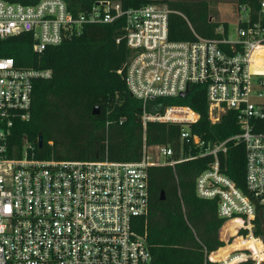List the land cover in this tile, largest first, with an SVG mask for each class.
<instances>
[{"label":"built area","instance_id":"2783aa9c","mask_svg":"<svg viewBox=\"0 0 264 264\" xmlns=\"http://www.w3.org/2000/svg\"><path fill=\"white\" fill-rule=\"evenodd\" d=\"M136 1L95 0L76 14L69 0H0V39L30 34L37 52L80 35L87 24L123 19L130 56L119 73L143 101L144 129L149 121L182 124L179 151L145 143L133 162L40 159L27 139L18 154L12 127L31 118L34 82L51 70L19 68L14 58L0 56V264H150L147 233L135 227L148 211V169L193 157V146L214 157L197 178V194L218 199L223 226L238 220L234 233L222 238L223 226L219 231L224 246L236 245L229 258L264 264V235L256 234V218L264 215V67H256L264 48V0L256 20L240 4L234 31L222 23L218 37L190 41L170 38L169 0L132 5ZM195 84L206 87L211 123L234 111L241 132L211 144L193 133L201 115L191 107L148 108L154 99L181 96ZM231 141L245 146L244 188L221 165ZM214 252L207 258L223 264L212 259Z\"/></svg>","mask_w":264,"mask_h":264},{"label":"trees","instance_id":"16d2710c","mask_svg":"<svg viewBox=\"0 0 264 264\" xmlns=\"http://www.w3.org/2000/svg\"><path fill=\"white\" fill-rule=\"evenodd\" d=\"M26 2V0H23ZM76 14L91 7L95 0H69ZM261 0H236L245 5L252 20L258 18ZM129 5V0H124ZM138 0L132 5L148 3ZM210 0H169V35L172 40H195L196 35L218 37L222 24L213 20ZM228 27V22H223ZM119 40V41H118ZM0 56L12 57L19 68L51 70L49 77L34 82L32 115L12 127L11 145L18 154L27 139L36 157L71 160L138 161L144 144H169L180 150L182 124L149 121L144 129L143 101L129 91L123 69L130 56L124 38V21L93 23L80 35L59 45L34 50V39L21 33L0 39ZM256 67H264V48L258 53ZM167 105L189 106L201 115L192 131L214 144L241 132L234 111L225 113L218 123L209 119L205 85H191L186 96L159 97L149 109ZM100 107L95 115L93 109ZM43 137V146L39 139ZM53 144H50V142ZM188 151V146L183 145ZM193 146V157L175 166H151L148 169L149 206L145 215L135 219L136 229L147 233L152 252L150 264L229 263L227 258L236 245L220 239L225 219L218 213V199L197 194L198 176L214 161L213 155H200ZM12 155V150L9 152ZM223 171L239 187H245L246 150L241 142L231 141L220 156ZM162 192L166 198H161ZM238 220L228 221L221 237L234 233ZM256 234L264 235V215L256 218ZM224 246V247H223ZM221 247V248H220ZM258 245L256 246V248ZM220 248V249H219ZM217 250V251H216Z\"/></svg>","mask_w":264,"mask_h":264},{"label":"rangeland","instance_id":"374dc122","mask_svg":"<svg viewBox=\"0 0 264 264\" xmlns=\"http://www.w3.org/2000/svg\"><path fill=\"white\" fill-rule=\"evenodd\" d=\"M211 15L213 20L217 22H229L231 30L234 31L237 27L235 20L237 19L238 11L236 0H210ZM241 11L239 14H245ZM223 263V262H222ZM220 264V263H217ZM227 264V263H226Z\"/></svg>","mask_w":264,"mask_h":264},{"label":"water","instance_id":"95a60500","mask_svg":"<svg viewBox=\"0 0 264 264\" xmlns=\"http://www.w3.org/2000/svg\"><path fill=\"white\" fill-rule=\"evenodd\" d=\"M186 95H187V91L181 93V96H182V97H184V96H186ZM93 113H94L95 115H98V114L100 113V107H99V106H95L94 109H93ZM39 145H40V147L43 146V137H42V136H41L40 139H39ZM161 198H162L163 200L166 198L164 192H162Z\"/></svg>","mask_w":264,"mask_h":264},{"label":"bare ground","instance_id":"6f19581e","mask_svg":"<svg viewBox=\"0 0 264 264\" xmlns=\"http://www.w3.org/2000/svg\"><path fill=\"white\" fill-rule=\"evenodd\" d=\"M250 242H251V244H253L255 241L253 242V240H251ZM255 247H256V246H255ZM224 258H227V260L229 261V263H227V264H234V263L237 261V260H234V259H233V260L230 259V258H229V255L223 257V260H224Z\"/></svg>","mask_w":264,"mask_h":264}]
</instances>
